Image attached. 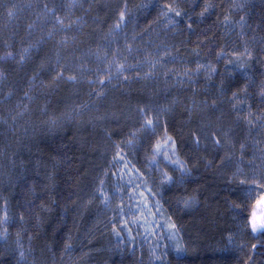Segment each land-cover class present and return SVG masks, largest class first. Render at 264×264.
<instances>
[{"label":"trees","instance_id":"1","mask_svg":"<svg viewBox=\"0 0 264 264\" xmlns=\"http://www.w3.org/2000/svg\"><path fill=\"white\" fill-rule=\"evenodd\" d=\"M177 1L0 0V264H149L119 260L115 228L93 224L96 173L136 139L139 170L169 175L151 163L163 144L182 162L161 205L186 252L162 264H264V227L243 250L223 243L237 221L264 225V187L251 202L225 159L264 141L246 126L264 120V0Z\"/></svg>","mask_w":264,"mask_h":264},{"label":"rangeland","instance_id":"2","mask_svg":"<svg viewBox=\"0 0 264 264\" xmlns=\"http://www.w3.org/2000/svg\"><path fill=\"white\" fill-rule=\"evenodd\" d=\"M179 2L182 1L178 0L177 3ZM193 2L192 0L185 2L186 7L191 11L196 10L193 6ZM230 2L232 4L234 0H230ZM244 2V0H235V6L240 3L243 4ZM235 6L228 5V8L230 9L232 7V14L239 15L241 9ZM190 13L191 12H189V14ZM108 35L110 38L111 33ZM84 53L81 52V55L83 56ZM114 55L118 56V53L116 52ZM91 58L92 57H88V60H91ZM105 58V52L95 58L97 63L99 61L100 67H104L103 62L105 61L102 59ZM108 61L109 59L107 62ZM120 70H123V66L118 63L116 65V73ZM104 71L106 72V69H104ZM116 73L111 76V78L116 79ZM200 89L201 87L195 88L194 91L198 92ZM107 109L109 110L107 107L104 110ZM111 113H113V111L109 110L103 117V122L100 125L101 129L99 131L101 135L98 141L102 138V145L107 144L105 132L102 127L108 126L107 120ZM259 120L260 118L254 120L252 125H250L252 121L246 120L247 128L250 130L252 128L254 132L260 129L264 130V120ZM87 123L91 124L93 122H84V125H87ZM92 127H94V125L91 126V130L95 132V129ZM92 134L94 136V133ZM257 137L259 138L260 135ZM227 140L228 137L223 139V144L226 145ZM248 141L252 147L250 149L252 152L251 154L248 152L244 153V150H239V152L235 153V148L233 144L230 143L227 147L228 155L225 159L227 163L230 162L236 169V171L233 172V174L236 173L235 177H232L237 181L239 180L238 183L241 188L238 187V191H242L243 195L249 200L252 198L250 201L253 202V198L259 194L264 187V141L260 139H248ZM137 142L136 139L131 144H120L114 149L111 147L113 155L110 157L109 167L104 172L99 171L96 173L98 175L96 176L98 178L96 185L97 189L93 193V197H95L96 205L101 208V213H105L106 219H93V224L98 229H102V231H108L111 227L115 228L117 231L115 243L124 249L127 248L130 250L121 253L119 260L125 261V259H127L131 260V262L138 263L140 258H145L149 264H162L165 262L168 251H174L179 254L184 248L180 236L181 228L179 225H176V223L173 224L171 218L168 219L163 215V206L161 205L165 186L168 184H177L176 186H180V184H182L180 178L182 173L179 170L181 166H177L173 163V161H179V158L176 153L168 150L170 149L168 145V149L165 150L167 152L163 153L161 151L162 147H164L163 144L154 150L155 153L151 158V163L157 164L159 163L158 161L161 160L160 163L162 167H165L169 172L167 176L171 178L174 176L173 183L175 184L166 182L164 176L161 175L160 172H154L148 169L139 170L140 164L137 162L136 158L135 161H133L130 157V155L134 156V152L132 154L133 143L136 145ZM138 150L139 148L136 147V151ZM129 153L131 154L129 155ZM250 156L252 159H250ZM179 162L180 165H182V162ZM90 221L88 224H90ZM252 222L253 233L248 229V225H242L243 223L236 222V227L232 234L227 233L223 238V243L227 245V251L243 250L249 246L245 241L247 238L253 239L254 236H257L258 241H260V234L258 233L260 228L255 232V228L260 226L258 222ZM1 224L6 226V221L1 222ZM3 231L4 227L1 232ZM16 243H18L17 248H21V244L18 241ZM19 250L23 252V249ZM123 255L124 257H122Z\"/></svg>","mask_w":264,"mask_h":264},{"label":"snow or ice","instance_id":"3","mask_svg":"<svg viewBox=\"0 0 264 264\" xmlns=\"http://www.w3.org/2000/svg\"><path fill=\"white\" fill-rule=\"evenodd\" d=\"M148 126H151V124L146 123L145 127H148ZM168 143H171V140H169ZM173 163L176 164L177 166H181L182 167V165H180V162L179 161H173ZM183 172L185 174H187V169L186 168H183ZM164 179H165L166 182L171 183V177L165 176ZM186 203L190 205V204L194 203V201H187ZM249 224L251 225V221H249ZM262 227H264V225H261L260 227H256L255 228V232L259 228H262Z\"/></svg>","mask_w":264,"mask_h":264},{"label":"bare ground","instance_id":"4","mask_svg":"<svg viewBox=\"0 0 264 264\" xmlns=\"http://www.w3.org/2000/svg\"><path fill=\"white\" fill-rule=\"evenodd\" d=\"M248 199V198H247ZM252 198H250V200H251ZM256 205V204H255ZM255 208V207H254ZM254 210V209H253ZM1 222H3V221H1ZM5 224V223H4ZM247 225H248V223H247ZM246 229V228H245ZM249 229V228H248ZM6 232V231H5ZM250 233V232H249ZM249 237V236H248ZM251 239V238H250ZM247 240V239H246ZM251 241L253 242V240L251 239ZM258 241V240H257ZM181 242H182V244H183V247H184V243H183V240H182V238H181ZM251 242V243H252ZM259 242V241H258ZM257 242V243H258ZM256 242H255V245L253 246V251H255L256 250V248H258V246H259V244H257ZM261 244V243H260ZM168 252H173V253H175L174 251H168ZM186 252V248L184 247L183 248V250L181 251V253H179V254H184ZM175 254H177V253H175ZM179 254H177V255H179Z\"/></svg>","mask_w":264,"mask_h":264},{"label":"clouds","instance_id":"5","mask_svg":"<svg viewBox=\"0 0 264 264\" xmlns=\"http://www.w3.org/2000/svg\"><path fill=\"white\" fill-rule=\"evenodd\" d=\"M21 256H23V253H21Z\"/></svg>","mask_w":264,"mask_h":264},{"label":"flooded vegetation","instance_id":"6","mask_svg":"<svg viewBox=\"0 0 264 264\" xmlns=\"http://www.w3.org/2000/svg\"><path fill=\"white\" fill-rule=\"evenodd\" d=\"M257 240H258V237H257Z\"/></svg>","mask_w":264,"mask_h":264}]
</instances>
